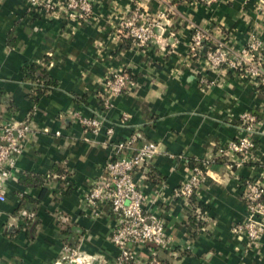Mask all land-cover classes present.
I'll return each mask as SVG.
<instances>
[{"label": "crops", "instance_id": "crops-1", "mask_svg": "<svg viewBox=\"0 0 264 264\" xmlns=\"http://www.w3.org/2000/svg\"><path fill=\"white\" fill-rule=\"evenodd\" d=\"M89 1L91 14L79 20L33 10L28 0H0V126L28 116L31 124L0 202V264H64L65 247L87 263H114L117 218L108 204L84 203L116 153L105 143L110 127L112 142L139 132L157 145L149 171L134 180L143 209L163 220L168 245L154 255L137 246L136 264H264V233L251 247L231 232L248 216L244 182L264 184V86L233 71L203 76L202 58L188 54L196 29L209 36L204 49L222 43L236 52L258 38L264 64L262 0ZM135 8L166 14L145 48L119 31ZM35 66L44 71V90L25 76ZM115 72L130 81L105 110L104 82ZM245 112L259 124L250 157L237 166L238 156L222 150L239 136ZM73 114L97 116L99 131L85 130ZM195 162L209 163L198 191L187 201L174 198Z\"/></svg>", "mask_w": 264, "mask_h": 264}, {"label": "built area", "instance_id": "built-area-1", "mask_svg": "<svg viewBox=\"0 0 264 264\" xmlns=\"http://www.w3.org/2000/svg\"><path fill=\"white\" fill-rule=\"evenodd\" d=\"M194 2L211 3L214 0H192ZM264 4V0H262ZM29 7L33 10L46 11L52 14H66L68 18L82 20L91 14L89 0H28ZM166 14L157 16L147 15L138 8L133 9L129 16L122 19L119 31L135 45L147 47L157 39V32L161 28V21ZM209 41V36L202 30H194L188 44L190 57H201L203 76L207 73L217 76L221 72L233 71L245 75L256 84L264 86V64L262 63V43L258 38H253L238 51H232L222 43H216L204 49V44ZM202 52V54H201ZM130 78L127 72L110 74L104 82L102 93V107L106 110L112 107L110 98L124 92ZM202 84H211L201 77ZM35 86V83H33ZM264 119V111L262 113ZM79 124L92 133H97L102 120L97 116L91 118L73 114ZM259 118L252 112L241 114L238 122L239 136L226 144L222 152L233 153L238 156L237 166L248 160L253 149V137ZM31 132L29 116L22 121H7L0 126V202L5 201V185L12 175L15 161L22 153ZM106 144H111L116 153L106 162L103 175L94 180L87 192L84 203L95 206L108 204L110 210L117 218L110 241L118 249V255L112 264H136L135 248L142 246L150 251L164 250L168 239L164 230L163 220L143 209L144 197L136 181L135 173L145 170L149 162L157 154V145L145 141L135 132L130 137L121 141L112 142L113 129L106 130ZM139 146L135 147L137 142ZM124 153V154H123ZM209 163H201L190 168L187 178L173 191V197L187 201L199 189L203 182ZM248 216L238 224L232 226L234 236H243L248 244L256 246L264 233V184L257 180H247L241 195ZM61 262L64 264H105L87 263L80 258L77 248L65 247ZM61 264V263H58ZM149 264H158L152 258Z\"/></svg>", "mask_w": 264, "mask_h": 264}, {"label": "trees", "instance_id": "trees-1", "mask_svg": "<svg viewBox=\"0 0 264 264\" xmlns=\"http://www.w3.org/2000/svg\"><path fill=\"white\" fill-rule=\"evenodd\" d=\"M25 76H26V78L30 81V82H32V83H35V90H41V89H45V85H47L48 84V82L47 81H45L44 83H42V79L44 78V76H45V74H44V71L40 68V67H37V66H35V67H30V68H27V69H25ZM43 74V75H42ZM47 83V84H46ZM43 86H45L44 88H43ZM35 90L33 91V92H35ZM101 106H103L102 105V94H101ZM139 135H140V133L139 132H137ZM254 146H255V141H254ZM196 165H201V163L200 162H195V163H193L192 165H191V167H193V166H196ZM147 169V172L149 171L148 170V168H146ZM246 182V181H245ZM245 182H244V184H245ZM193 197V196H192ZM191 197V198H192ZM190 198V199H191Z\"/></svg>", "mask_w": 264, "mask_h": 264}]
</instances>
